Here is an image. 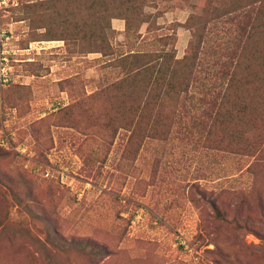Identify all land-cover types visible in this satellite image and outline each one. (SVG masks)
<instances>
[{"label":"rangeland","instance_id":"1","mask_svg":"<svg viewBox=\"0 0 264 264\" xmlns=\"http://www.w3.org/2000/svg\"><path fill=\"white\" fill-rule=\"evenodd\" d=\"M137 3L150 25L128 36L114 17L113 52H92L69 34L80 0H0L12 66L0 85V264H264V112L239 137L251 148L230 153L146 131L136 105L109 98L115 58L155 51L167 34L181 59L207 4ZM254 24L258 52L249 69L239 58V85L264 111V23Z\"/></svg>","mask_w":264,"mask_h":264},{"label":"trees","instance_id":"2","mask_svg":"<svg viewBox=\"0 0 264 264\" xmlns=\"http://www.w3.org/2000/svg\"><path fill=\"white\" fill-rule=\"evenodd\" d=\"M137 1L80 0L85 8L78 9L69 34L86 42L89 51L113 52L112 18L125 20L128 36L134 34L135 26L152 22ZM206 2L202 21L191 27L192 39L181 59L174 58L172 48H166L171 38L167 34L155 37L159 47L155 51L130 50L115 58L121 75L111 81L109 98L114 103L120 92L136 105L139 116L145 118L146 131L160 135L175 131L184 139L191 137L194 145H219L230 153L241 148L246 151L251 145H240L239 137L251 127L255 113L264 111L248 105L252 96L239 85V58L249 69L258 52L254 35L262 27L254 23H264V0H222L221 7L212 0ZM63 18L68 22V15ZM140 36L136 32L135 38ZM153 56L155 62L149 63L147 58ZM244 74L246 88L248 71ZM260 90L263 98L264 87ZM238 102H242L240 107Z\"/></svg>","mask_w":264,"mask_h":264},{"label":"built area","instance_id":"3","mask_svg":"<svg viewBox=\"0 0 264 264\" xmlns=\"http://www.w3.org/2000/svg\"><path fill=\"white\" fill-rule=\"evenodd\" d=\"M11 65L8 56L0 49V85L5 86L11 80Z\"/></svg>","mask_w":264,"mask_h":264}]
</instances>
